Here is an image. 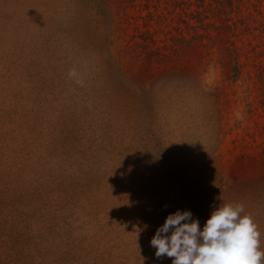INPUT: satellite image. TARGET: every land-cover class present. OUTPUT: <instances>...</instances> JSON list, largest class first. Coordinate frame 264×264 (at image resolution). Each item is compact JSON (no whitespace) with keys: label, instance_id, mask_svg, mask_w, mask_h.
I'll return each instance as SVG.
<instances>
[{"label":"rangeland","instance_id":"1","mask_svg":"<svg viewBox=\"0 0 264 264\" xmlns=\"http://www.w3.org/2000/svg\"><path fill=\"white\" fill-rule=\"evenodd\" d=\"M164 2L0 0V264H172L167 215L230 202L264 251V0ZM165 8L204 45L149 63Z\"/></svg>","mask_w":264,"mask_h":264},{"label":"clouds","instance_id":"2","mask_svg":"<svg viewBox=\"0 0 264 264\" xmlns=\"http://www.w3.org/2000/svg\"><path fill=\"white\" fill-rule=\"evenodd\" d=\"M77 75L75 70L70 77ZM170 233V234H169ZM258 225L240 203H223L210 213L201 230L190 211L167 215L150 240L155 257L172 264H264Z\"/></svg>","mask_w":264,"mask_h":264},{"label":"trees","instance_id":"3","mask_svg":"<svg viewBox=\"0 0 264 264\" xmlns=\"http://www.w3.org/2000/svg\"><path fill=\"white\" fill-rule=\"evenodd\" d=\"M159 1L160 0H157V2ZM200 1L202 2V0ZM165 2L166 4L169 5H175L176 3L179 4L183 3L187 5L186 8L183 9L184 13L188 16H192V13L196 12V14L192 18H196L197 21L201 24L202 19L199 16L200 12L196 10H190V6L192 5V2H190V0H184L183 2H177L175 0H165ZM201 6L202 5H197V7L199 8ZM96 7H98V5H96ZM154 10H155L154 12L148 11V13L145 16H141V17H147L148 22L154 21L156 23V29L155 30L149 29L150 25L147 24L148 28H146L142 33H140V35H138L143 41V43H136V47L149 52V56L147 57L149 63L161 64L168 60H175L173 59V55L175 53H178L180 51L182 52V50L184 51L192 50L197 52V48L200 45H204L201 42L202 35L199 34L196 29L197 25H192L189 23L187 24V22H185L187 24V27H189V29H196L194 35H192L191 38L189 39L185 38L184 36L182 37L170 36L169 35L170 30H168V27L170 26V22L172 21V14L174 13V9L170 10L169 8H165L161 13L157 12L158 9H154ZM144 27H146V24L144 25ZM157 33L163 34V37H155V34ZM198 38L200 39L199 42H197ZM231 51L232 49H229V52ZM233 63L237 65V61H234Z\"/></svg>","mask_w":264,"mask_h":264}]
</instances>
